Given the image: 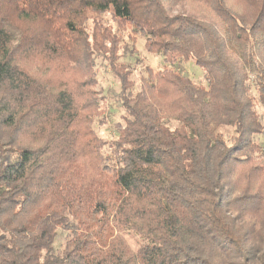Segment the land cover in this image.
Masks as SVG:
<instances>
[{"label": "trees", "instance_id": "1", "mask_svg": "<svg viewBox=\"0 0 264 264\" xmlns=\"http://www.w3.org/2000/svg\"><path fill=\"white\" fill-rule=\"evenodd\" d=\"M120 31L167 65L138 89ZM44 60L79 78L45 81ZM99 60L124 112L112 142ZM258 105L264 0H0V264H264Z\"/></svg>", "mask_w": 264, "mask_h": 264}, {"label": "rangeland", "instance_id": "2", "mask_svg": "<svg viewBox=\"0 0 264 264\" xmlns=\"http://www.w3.org/2000/svg\"><path fill=\"white\" fill-rule=\"evenodd\" d=\"M183 11L191 13L189 7L186 10H183L181 7H176L173 11L174 14H179ZM120 43L118 42L115 47L120 50H116V60L117 64L131 67L129 78L135 84V87L138 89L142 81L143 76H147L145 67L148 66L152 68L154 72L162 71L166 68V63L164 62L162 56L155 55L147 51L145 47V41L138 37L135 42L132 41L131 36H129L127 31H120ZM136 43V44H135ZM134 44L136 45L134 47ZM133 50V51H131ZM131 51V52H130ZM46 61V67L49 68L48 74L44 77L45 81L52 83L53 80L59 82H66L69 80H75L78 77L77 71L70 70L68 76H62L61 69L52 73V70L55 64ZM182 71L193 79L197 83H202L205 81L204 72L193 62L188 64L181 65ZM63 69V68H62ZM36 72V71H35ZM96 72L98 74V87L96 88L97 92L106 98V108L105 115L107 119V126L100 127L98 124L94 126V129L97 135L106 142H112L116 138V131L123 127L122 116L124 112L121 108L118 107L116 94L119 92V86L117 84V79L112 75L111 68L108 63L99 60L96 66ZM42 74L41 72H36ZM50 74V76H49ZM61 74V75H60ZM43 75V74H42ZM44 76V75H43ZM257 111L261 115H264V109L261 106H257ZM168 120V118H165ZM93 158H86V161L92 164ZM121 227L120 225L118 226ZM125 239L129 243L130 247L136 251L137 248L146 242L139 236L135 234L133 230H127L124 233Z\"/></svg>", "mask_w": 264, "mask_h": 264}]
</instances>
